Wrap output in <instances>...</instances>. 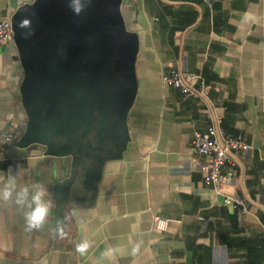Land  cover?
Returning <instances> with one entry per match:
<instances>
[{"label": "crops", "instance_id": "1", "mask_svg": "<svg viewBox=\"0 0 264 264\" xmlns=\"http://www.w3.org/2000/svg\"><path fill=\"white\" fill-rule=\"evenodd\" d=\"M32 1L0 0V19ZM106 12L96 28L114 25L135 43L128 107L112 133L80 136L76 90L67 108L58 90L56 105L28 106L18 47H0V188L11 177L17 189L39 183L52 205L44 228L29 233L24 209L0 201V264H264V0H119ZM62 66L40 80L78 78L75 63ZM171 69L202 76L207 97L165 84ZM215 115L250 145L233 155L235 176L220 192L203 183L190 146ZM82 238L92 243L85 256Z\"/></svg>", "mask_w": 264, "mask_h": 264}, {"label": "water", "instance_id": "2", "mask_svg": "<svg viewBox=\"0 0 264 264\" xmlns=\"http://www.w3.org/2000/svg\"><path fill=\"white\" fill-rule=\"evenodd\" d=\"M118 2L119 0H92V4L76 16L69 9L68 0H33L19 6L9 19L13 41L18 47L22 65L27 71L25 76L26 103L30 107H35L40 102L39 99L44 98L49 104L56 105L57 102L53 101V94L58 90L65 95L59 103L67 108V105H71L68 92L76 90L79 93L76 110L80 111L78 116L80 128H84L80 135L82 138L91 127H106L111 133L116 131L128 107L127 90L131 54L130 57L125 55L120 61L121 69L116 74L111 64H114L117 59L109 53L105 60L110 66H108L110 74L96 75V78H93L92 91L105 94L102 102L106 105L107 111L91 105L89 103V101L92 102L91 96L89 98L88 94V91H91L88 86L91 78L90 72L96 64L93 55L95 45L103 39L104 42L97 44L98 47L103 48L106 38L110 43L114 42V37L121 36L120 28L114 25L108 28H96V23L102 15L107 13V10L111 17L112 9L116 8ZM23 18L31 19L32 28L35 30V35L27 40L23 38V33L28 30L17 27ZM87 25L89 28H82ZM90 29L94 31V34L90 33ZM123 37H120L123 39V51L133 53L134 41L127 36ZM66 62L76 64L77 79L61 82L53 80L51 85L50 83L44 84L43 80H40V76L53 74L56 68ZM51 81L46 80V82ZM64 119L67 120L66 117ZM29 127L33 132L34 124L32 123Z\"/></svg>", "mask_w": 264, "mask_h": 264}, {"label": "built area", "instance_id": "3", "mask_svg": "<svg viewBox=\"0 0 264 264\" xmlns=\"http://www.w3.org/2000/svg\"><path fill=\"white\" fill-rule=\"evenodd\" d=\"M12 40L10 21L0 19V47ZM162 81L179 89L184 97L204 98L209 93V85L199 74L171 69L162 76ZM220 123L221 117L213 116L212 122L205 130L193 133L190 142L195 167L201 173L203 183L215 192H220V185L230 182L235 176L236 162L233 155L240 154L250 147L240 136L226 134ZM4 140L10 143L13 140L12 133L7 134ZM223 203L234 209L246 210L243 201L237 197L224 195ZM154 223L157 229L165 230L168 220L155 216Z\"/></svg>", "mask_w": 264, "mask_h": 264}, {"label": "clouds", "instance_id": "4", "mask_svg": "<svg viewBox=\"0 0 264 264\" xmlns=\"http://www.w3.org/2000/svg\"><path fill=\"white\" fill-rule=\"evenodd\" d=\"M91 3L92 0H68V7L74 15L79 16ZM17 27L22 30H28L23 33V38L26 40L35 35V30L32 28V21L29 18L21 19ZM46 191V188L39 183L34 184L31 189L28 186L17 189L15 178L11 177L8 183L3 188H0V201H13L16 206L24 209L25 231L31 233L42 230L51 214L52 205L45 198ZM56 233L59 236L63 235V225L59 220L56 223ZM91 247L92 243L87 238H82L76 244V251L81 256H85ZM110 251L111 249L103 251L101 257H107ZM135 251L137 249L134 248L133 252ZM99 264H103V260Z\"/></svg>", "mask_w": 264, "mask_h": 264}, {"label": "flooded vegetation", "instance_id": "5", "mask_svg": "<svg viewBox=\"0 0 264 264\" xmlns=\"http://www.w3.org/2000/svg\"><path fill=\"white\" fill-rule=\"evenodd\" d=\"M102 29V28H101ZM94 31H92L91 29H90V33H93ZM120 33V32H119ZM94 34V33H93ZM98 34H99V32H98ZM120 37H122V38H124L123 37V35H122V33H120ZM120 37H114V42H110L109 43V39H107L106 38V41H105V44H104V47L102 48V47H98V45L101 43V42H104L103 41V39H101V42L99 41L96 45H95V47H94V58H95V62H96V64H95V66H93L92 68V71L90 72V74H91V78H90V80H89V82H88V86H89V88H91V91L89 90L88 91V94H90V96H91V101L93 102V103H91L90 101H89V103L91 104V105H94V106H98L100 109H104V111L106 110L107 111V107H106V105H104V103L102 102V99H104L105 98V94L103 93V92H93L92 91V88H93V85H92V83L94 82V79L96 78V75H102V74H104V75H108V74H110L109 72H108V64L106 63V60H105V58H107V56L109 55V53H111V55H113L114 56V58L115 59H117L116 60V62L114 63V64H111L113 67V71L117 74L119 71H120V69H121V62L120 61H122V59L125 57V55L126 56H128L129 55V57L131 56L130 54H132V51H131V53H125L124 51H123V39L122 38H120ZM110 44V45H109ZM110 46V47H109ZM98 52V53H97ZM111 60V59H110ZM111 63V62H110ZM110 67V66H109ZM94 78V79H93ZM93 81V82H92ZM43 83L44 84H46V83H50V85L51 84H53V81L52 82H44L43 81ZM104 106V107H103Z\"/></svg>", "mask_w": 264, "mask_h": 264}]
</instances>
